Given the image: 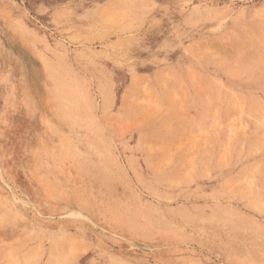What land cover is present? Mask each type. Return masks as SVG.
Wrapping results in <instances>:
<instances>
[{
  "label": "rangeland",
  "instance_id": "obj_1",
  "mask_svg": "<svg viewBox=\"0 0 264 264\" xmlns=\"http://www.w3.org/2000/svg\"><path fill=\"white\" fill-rule=\"evenodd\" d=\"M0 264H264V0H0Z\"/></svg>",
  "mask_w": 264,
  "mask_h": 264
}]
</instances>
